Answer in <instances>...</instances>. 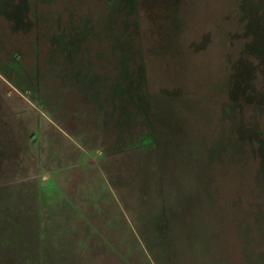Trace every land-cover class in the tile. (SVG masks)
I'll list each match as a JSON object with an SVG mask.
<instances>
[{
    "label": "rangeland",
    "instance_id": "1",
    "mask_svg": "<svg viewBox=\"0 0 264 264\" xmlns=\"http://www.w3.org/2000/svg\"><path fill=\"white\" fill-rule=\"evenodd\" d=\"M0 264H264V0H0Z\"/></svg>",
    "mask_w": 264,
    "mask_h": 264
}]
</instances>
